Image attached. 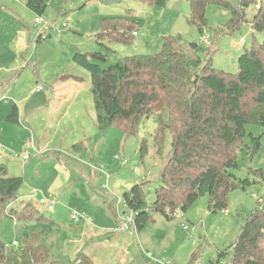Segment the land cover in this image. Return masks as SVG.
<instances>
[{
  "label": "rangeland",
  "instance_id": "obj_1",
  "mask_svg": "<svg viewBox=\"0 0 264 264\" xmlns=\"http://www.w3.org/2000/svg\"><path fill=\"white\" fill-rule=\"evenodd\" d=\"M44 1L42 17L47 27L36 29V16L21 0H0V163L11 176L24 181L13 206L35 217L42 215L49 222L1 218L0 239L19 252L21 233L43 230L55 260L69 264H86V260L77 259L80 253L94 264H106L108 257L115 261L113 256L114 264H217L221 252L226 255L220 259L230 260L245 218L264 194V128H246L245 147L237 155L239 168L230 172L238 180L247 178L250 184L230 193L226 210L210 213L208 199L203 196L185 211L180 209L171 221L155 215L154 222L140 233L122 235L116 204L120 201V211L125 210L122 194L141 183L148 191L147 200L153 201L171 138L166 131L162 150L157 153L155 117L139 121L132 136L114 128L99 130L88 74L72 63V56L75 52H100L107 56L99 63L104 68L123 57L155 54L163 38L171 37L180 39L189 52L198 48L202 63L210 60L213 69L235 75L242 52L264 40V33L252 31L250 26L264 0L248 5L244 23L233 31L227 28L230 11L223 2L237 6L240 0H212L205 10L202 33L187 23L189 0H168L164 7L138 0H115L118 2L106 6L102 0ZM108 18L138 23L133 42L105 43L108 49L99 45L95 35L101 21ZM37 84L44 90L30 95ZM14 104L18 123L6 121ZM75 105L72 109L83 108L66 112ZM249 133L259 137L260 146L254 152H250ZM28 139L35 149L27 146ZM24 152H28V160L14 158ZM41 198H55L51 211L38 205ZM73 213L85 219L74 224ZM115 239H121L118 245ZM112 244L115 250L104 258L100 252ZM118 253L123 258L117 259Z\"/></svg>",
  "mask_w": 264,
  "mask_h": 264
},
{
  "label": "trees",
  "instance_id": "obj_2",
  "mask_svg": "<svg viewBox=\"0 0 264 264\" xmlns=\"http://www.w3.org/2000/svg\"><path fill=\"white\" fill-rule=\"evenodd\" d=\"M21 1L35 16H43L44 0ZM138 1L164 7L168 0ZM254 1L240 0L237 6L223 2L230 11L228 30L240 28L245 21V8ZM210 2L189 0L190 13L186 20L199 33L206 27L205 10ZM138 26L128 18L103 19L95 40L106 49L105 43L129 44ZM250 26L252 31L264 33L263 5L257 8ZM182 44L178 38H163L157 53L123 57L104 68L99 63H104L107 56L100 52H75L72 56V62L89 75L99 130L114 128L132 136L139 121L155 117L157 153L162 150L166 131L170 135L169 157L158 175L160 184L154 190L153 201L147 200L145 183L135 184L122 194L127 209L134 214L136 233L153 223L155 215L171 221L177 211H185L203 196L208 199L210 213L226 210L230 193L244 190L250 184L247 178L238 180L230 172L239 168L237 155L244 150L246 128L250 125L264 128V40L242 52L235 75L213 69L210 60L202 63L196 54L198 48L189 52ZM6 121L19 122L15 104ZM249 137L250 152H254L260 146L259 137L250 133ZM23 184L22 177L11 176L0 163V219L49 222L42 215L35 217L13 206ZM110 208L114 217L112 203ZM20 239L19 252L0 239V264H52L55 260L43 230L23 232ZM263 243L264 194L245 218L231 247V264H264ZM78 255L77 259L94 264L84 254ZM225 255L219 253L216 263Z\"/></svg>",
  "mask_w": 264,
  "mask_h": 264
},
{
  "label": "built area",
  "instance_id": "obj_3",
  "mask_svg": "<svg viewBox=\"0 0 264 264\" xmlns=\"http://www.w3.org/2000/svg\"><path fill=\"white\" fill-rule=\"evenodd\" d=\"M41 26L47 27L45 19L43 17L36 16L33 20V27L36 29H39ZM40 35H41V33H40ZM133 35H135V33ZM241 43L243 44L244 42L241 41ZM43 90H44V87L40 84H37V85H35L34 89L29 92V94L38 93V92H41ZM27 143L32 146V139L27 141ZM28 156H29V154L27 152H24L21 155H14V158H20L22 161H26V160H28ZM115 159L119 160V157H115ZM122 163H125V161H122ZM54 201H55V198H52L51 201L49 199L41 198L38 201V205L45 206V209L47 211H51L53 209L52 203ZM120 205H121V202L118 201V203L116 204V210H115L116 217L118 219H120V222L118 224V230H119V232L129 233L130 235H133L136 233L135 229H134V214L127 209L126 204L123 201L124 209L129 212L128 215H125V210L120 211ZM178 212L179 211H177L175 214H178ZM84 219H85V217L83 215L81 216V215H78L76 213H73L71 215V220L73 221L74 224H77L79 221H82ZM86 220L90 222L91 219H86ZM131 230H132V232H130ZM147 255H149V254H147ZM217 264H231V262H230V260H226L225 258H223V259H219Z\"/></svg>",
  "mask_w": 264,
  "mask_h": 264
},
{
  "label": "crops",
  "instance_id": "obj_4",
  "mask_svg": "<svg viewBox=\"0 0 264 264\" xmlns=\"http://www.w3.org/2000/svg\"><path fill=\"white\" fill-rule=\"evenodd\" d=\"M38 35H40V33H39ZM72 63H73V62H72ZM76 66H77V65H76ZM80 69H81V68H80ZM81 70H83V69H81ZM83 71H84V70H83ZM85 72H86V71H85ZM86 73H87V72H86ZM87 74H88V73H87ZM88 78H89V75H88ZM34 80H35V84L38 83L37 80H36V78H34ZM89 90H90V89H89ZM29 92H30V91H29ZM29 92H28V93H29ZM38 93H39V92H38ZM34 94H36V93H34ZM34 94H30V95H34ZM3 100L6 102L5 99H3ZM16 107H17V105H16ZM75 107H77V105H75L74 107L72 106V107H70V108L67 107V108H66V109H67L66 112H67L69 109H70V110H74V111L77 112V111H79L80 109L83 108V106L80 105V106H78L77 109H72V108H75ZM17 109H18V108H17ZM10 112H11V111H10ZM62 114H63V113H59V115H62ZM18 119H19V112H18ZM29 140H30V139H28L27 141H29ZM51 140L53 141V137H51ZM55 140H56V139H55ZM48 142H50V140H49ZM26 143H27V142H26ZM27 146L31 147V145L28 144V143H27ZM43 146L45 147V146H47V144L44 143ZM32 149H35V146L32 145ZM27 153H28V152H27ZM119 233L122 234V235L125 234V233H122V232H119ZM128 234H129V233H128ZM120 240H121V239H118V240L115 239L114 243H115L116 245H118L117 241H120ZM103 250H104V251H103V252H100V254L104 257V254H107L108 251H112V250H115V249H114V246H113V244H112L111 246L107 247L106 250H105V248L103 247ZM83 254H84V253H83ZM86 255H87V254H86ZM115 257H116L117 259H121V258H123L122 255H121L120 253L116 254ZM104 258H105V257H104ZM113 259H114L115 261L109 259V257H108V258H107V263H106V264H114V263H116L117 260L114 258V256H113ZM93 262H95V261L93 260Z\"/></svg>",
  "mask_w": 264,
  "mask_h": 264
},
{
  "label": "water",
  "instance_id": "obj_5",
  "mask_svg": "<svg viewBox=\"0 0 264 264\" xmlns=\"http://www.w3.org/2000/svg\"><path fill=\"white\" fill-rule=\"evenodd\" d=\"M116 2H118V1H115V0H102V4L105 5V6L106 5H110L112 3H116ZM52 264H69V263L66 260H54L52 262Z\"/></svg>",
  "mask_w": 264,
  "mask_h": 264
}]
</instances>
